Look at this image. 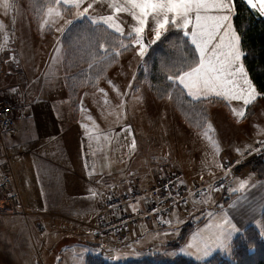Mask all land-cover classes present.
<instances>
[{"label": "rangeland", "instance_id": "374dc122", "mask_svg": "<svg viewBox=\"0 0 264 264\" xmlns=\"http://www.w3.org/2000/svg\"><path fill=\"white\" fill-rule=\"evenodd\" d=\"M113 5L130 6V0H93V6H97L102 12H104L107 6ZM0 6H10L13 11H11L13 16L0 18V96L13 106L17 116V122L14 128L16 131L10 136H8L9 133L5 135L4 145L9 156L14 179L18 178L19 171L21 170H24V176L26 175L22 183L23 187L18 185L17 188L14 184L21 195L24 210L26 211L25 214L0 213V264H86V259L89 254L101 255L106 260L115 264L157 255L160 256L161 260H170L178 255H185L196 261H204L215 252L230 257L232 255L233 241H230L227 248L218 247L213 249L211 254L206 258H203L202 252L196 248L190 247L188 243L176 247L172 246L178 241L183 228L190 222L197 224L188 235V240L191 239L192 233L204 229L205 223L199 225L198 223L205 219L207 221L210 218L208 213H214L212 211L213 207H216L218 210L224 208L228 199H233L236 195L245 193L249 186L255 185L260 180L253 170L255 166L253 158H259L264 154V144L261 143V141L264 140L258 139L253 141L251 138L249 144L251 142L253 143V150H248L250 147L249 144L245 149L244 146H240V154H237L235 158H227V156H229V151L225 145L227 143L226 136L228 135V132L225 131V108L219 107L218 110H220V113H218V115L216 113L213 114V110L217 104L211 105L209 119L206 121L205 127L200 129L204 130L209 122H211L207 130H209L208 132H212V134H208L202 139V146L206 147V149L199 153L194 163L198 165V167H213L211 165L215 166L224 161L221 174L209 182L198 185H187L183 181L181 170L177 164L169 163L168 161L165 164L159 163V167L157 166L155 175L156 180H160V177H165L168 174H175L178 177L179 187L184 186L187 187L188 190H192L197 186L201 187L208 185L206 189H204L205 191H202L199 198H189L186 202L184 201V203H178L175 210L170 214L177 215H175L171 224L166 223L168 225L167 229L163 231L155 229V232L151 233L147 231V235H145L141 241H137L138 238L133 240L132 237L129 236L123 241L124 243L121 246L114 243L109 245L108 242L112 237L123 235L129 229L131 230L147 224L140 222L138 219V221L133 222V225L129 226V229L125 230L126 227L123 228L124 231L122 230L123 232L120 234L108 236L102 241L94 237L96 232H102L101 226L106 220L104 216L101 215L103 208L102 204L107 198H111L113 194H120L123 192L130 193L151 188H146L142 183H139V177H137L136 174L129 173V175L126 176L128 181H124L127 187L124 186V183L119 189L117 188V190L110 192L97 204L96 216L93 220L96 225L88 226V224H85V227L82 229L86 233L90 232V234L75 235L69 232L72 228L71 226L77 227V223L73 222L74 220H72L70 216H67V213H64L65 205L69 204H62L57 201L46 204L36 202V200L41 197L40 187L42 186H40V181L38 180V173L36 171L37 165L34 163L35 158L28 155V152L30 149H33L31 141L34 138V132L37 130H35L30 116L28 118L26 114H28L30 108L34 107L33 105L36 97L39 98L40 96L37 93L39 91L36 89L37 86L29 81L28 74H37V67H35L36 65L34 62L39 61L38 58L41 59V69L43 68L44 71H49L50 66L51 69L55 70V66L57 62H59L58 64L63 66L65 83L66 77L76 72L70 70L66 72L64 68L65 56L62 59L56 57L57 60H55V55L51 53V48L57 43L58 36L63 35L68 29V27L65 29L66 23H64V21L73 20L74 10L72 8V12H67L59 6H48L44 10L38 24L35 25L27 0H0ZM50 8L54 9V14L51 15V13H48L44 16L45 11ZM58 8L63 11L64 19L59 17L62 15ZM22 10L26 11L27 15L30 17L33 26L32 29H35L34 34L41 42H38L37 45L43 47L42 54L39 57L32 52H28V50L26 54L29 56L24 54L26 45L22 43V41L26 33L21 30V25L19 24V15L23 12ZM42 19L43 25L41 29H39ZM169 25H171V23ZM139 26L140 24H138V26L129 27L130 31L134 33L132 34L133 36L126 37L129 38V40L124 42L119 41L121 43H118V41L113 38L106 44H103V47H101L103 52L112 51L108 58L109 61L107 60L108 62L106 61L103 65L97 67L99 74L96 76L97 78L94 83L95 87H93L94 84L86 85V80L81 82V86L83 87L78 94V108L75 110V108L71 107L75 116L82 113L81 115L85 117V119H87V116L90 114L95 115V117L103 116L105 111L110 110L109 106L111 105L113 106L111 111L115 109L117 111L114 115L119 116L123 109V122L118 123L116 125L117 128L127 125L128 131L135 133L138 146L140 143L144 145V147H150L148 145H150V142L153 140V133H156L157 129L162 127L161 125L164 126L162 123L157 124L156 118H158V116L163 117L166 124L170 122L172 125V120L176 121L177 124L183 121L191 130H200L191 127L184 119L179 110L175 107L171 95H161L160 98L157 95V91L153 90L151 82L153 65H150L151 63H143V60L148 52L149 46L152 45L151 40L155 38V31L153 30L150 32L147 26L143 33L137 34L135 28ZM163 34L164 33H162V35ZM137 35L148 45L143 56H141L138 51L140 45L133 43ZM61 44L63 46L62 39ZM19 46L23 51L21 55L19 53ZM53 54L56 53L54 52ZM140 66H142V74L139 73ZM23 67H25L24 69L27 70L28 74L23 70ZM44 71L41 72V70H39L38 72L39 75L44 76L42 79L45 78L43 74ZM39 75L37 74L38 78L40 77ZM53 81L56 82L55 77H53ZM174 83L177 84L175 81ZM179 86L185 91L181 85ZM13 88L18 89V92L11 91ZM34 89H36V93ZM185 93L187 94L186 91ZM67 96L69 99L68 91ZM259 98L260 101L257 102ZM259 98L253 103V108L257 111L259 107H261L260 109L262 111L259 118L264 120L262 118L264 117V96H260ZM118 99L125 100L127 106L122 107V109L120 107H115L116 105L113 104ZM87 104L90 106H87ZM124 112H126V119L124 117ZM247 115L249 119L242 123L241 128H239L243 132H249L251 122L255 124L257 121V116L255 119H251L254 117L253 111L250 113L247 112ZM98 120L99 119L96 121V127L97 129H101L103 128V122L99 123ZM125 120L126 124L124 123ZM154 123H156L155 128ZM256 125L261 133H264V122L257 123ZM93 128L94 129L89 130V132L94 133L96 136L101 135L105 142V137L109 132L102 133L96 130L95 127ZM200 141L201 139L198 138L197 144H200ZM242 151L246 158L244 156H238L243 154ZM251 151L255 153L252 154ZM180 160L183 162V154L180 156ZM204 162L207 163L205 164ZM220 178L224 179V181L216 185V181ZM41 189L46 190L49 189V187L43 185ZM21 190H24V194ZM51 198H55V196H51ZM139 203L141 202L124 205L121 210V215L126 214L128 217H139V213L143 211V209H139ZM191 204L193 207H191ZM26 205L29 206L28 210L25 207ZM43 205H45L46 210H38L35 212L38 213L37 215L32 213L35 211L32 209L39 208ZM73 205L75 207L79 205L77 207L87 208L86 204ZM182 209L183 213H179ZM116 217L118 218V216H115V219ZM83 222L87 223L88 219L83 220ZM252 225L259 227L260 220L254 222ZM64 226L69 230L66 231ZM155 227L157 226L155 225ZM162 237H165L166 241L160 240ZM169 243L172 245H167Z\"/></svg>", "mask_w": 264, "mask_h": 264}, {"label": "crops", "instance_id": "0c3cea01", "mask_svg": "<svg viewBox=\"0 0 264 264\" xmlns=\"http://www.w3.org/2000/svg\"><path fill=\"white\" fill-rule=\"evenodd\" d=\"M61 3L63 4V0H61ZM65 6L71 7L70 5ZM71 8L74 10L73 20L83 19L77 15V12L82 9H77L75 7ZM124 9L128 10L125 11ZM11 11L12 9L10 6H0V18L13 16V11ZM22 11L23 12L19 15V24L21 25V30L26 33L22 41V43L26 45V49L24 48V54L27 55L26 53L28 50V52H32L39 57L42 54L43 47L37 45L38 42H41L34 34L35 29H32L33 26L31 19L27 15L26 11ZM47 11H49V9L45 11L44 16L50 13ZM60 11L62 16L59 17L64 19L63 11L61 9ZM138 11L139 9H132L130 6L124 5L121 6V11L119 12H117L113 6H107L104 9V12H102L97 8V6H93V8L89 10L88 15L92 17L90 20L91 23L103 25L120 36L129 37L134 34L130 31L129 27L138 26V24H140V21L137 20L134 15V12ZM253 11L258 15L264 16V14L259 13L258 9ZM56 13L58 14V12ZM52 14H54V12H51V15ZM210 14H215V10H210ZM101 17H112V22L110 23L106 19H101ZM42 23L43 19L39 25V29H41L43 25ZM64 23H66V21H64ZM113 23L119 25V27L123 30L118 31L117 28L112 26ZM69 26L70 24L66 23L65 29ZM147 26L149 27L148 29L150 32L155 30L156 27L155 14L152 13L151 10H149L144 28ZM233 29L239 36L234 25V18ZM61 36L62 35L58 36L57 43H55L54 47L51 48V53L52 55H55V60H57L56 57L58 59H62L65 56V50L61 44ZM54 52L56 54H53ZM19 53L20 55L21 53L23 54L20 46ZM38 59L39 61L34 63L36 65L35 67H37V74L39 75V70L43 72L44 69H41V59ZM242 62L244 63L243 58ZM58 63L59 62H57L55 66V70L51 69L50 66L49 71H44V79H42L44 76L41 75H39V78L37 77V74L29 75L27 70L24 69L25 67H23V70L26 74H28L29 81L33 85L37 86L36 89L39 90L37 93L40 96L39 98L36 97L34 100V107L30 108V111L26 114L28 115V118L30 116L35 130H37L34 132V138L31 141L33 149L29 150L28 155L35 158L34 163L37 165L36 171L38 173L40 186L43 187V185H45L49 187V189L46 190H43L41 189L42 187H40L41 197H39L36 202L46 204L57 201L62 204H69L65 205L64 213H67L66 215L70 216L72 220H74L73 222L77 223V227L75 228L74 226H71L72 228L69 230L65 227V225L64 227L66 231L69 230V232L75 235L90 234V232L86 233L82 229L85 227V224H88V226L96 225L93 220L96 216L97 204L110 192L117 190V188L119 189L125 182H127L128 178L126 176H128L129 173L136 174L137 177H139V183H142V185L146 188L152 187L155 183V175L157 166L159 167V163L165 164L168 161L169 163L171 162L177 164L181 170L183 181L187 185H198L209 182L221 174L224 161L215 166L211 165L213 167H198V165L194 163V160L198 157L199 153L206 149V147L202 146V139L206 135L212 134V132H208L209 130H207L209 129L211 122H209L208 126L204 130L194 131L191 130V128L183 121L177 124L176 121L172 120L171 125L170 122L166 124L164 118L158 116V118H156L158 122L157 124L162 123L164 126L161 125L162 127H159L160 129L158 128L156 133H153V140L150 142V145H148L150 147H144V145H141L140 143L138 146L135 133L129 132L127 125L121 128H117L116 126L118 123L123 122L122 107L127 106L125 100L118 99L113 104L116 105L115 107H120L122 109L119 116L114 115L115 112H117L116 109L111 111L113 108L112 105V107L109 106L110 110L105 111L103 116L95 117V115L90 114L87 116V119L81 115L82 113L75 116L67 96L63 66H60ZM246 72L248 73L247 68ZM53 77H55L56 82L53 81ZM248 78L252 81L249 73ZM36 89H34L35 93ZM185 91L187 92L186 89ZM188 96L194 101L210 98L221 100V102L214 108L213 114L216 113L218 115V113H220V110H218L219 107L225 108V131L228 132V135L226 136L227 143L225 145L229 151V156H227V158H235L237 154H240V146H244L245 149L250 145L248 150H253V143L251 142L249 144V140L251 138L253 141L258 139L264 140V133H261L256 125L257 123L264 122V120L259 118L262 111L260 109L261 107H259V109L254 113V117L251 118L255 119L257 116V121L255 124L254 122H251L249 132H243L239 129L241 128V124L249 119L247 115L248 109L260 97V95H257L247 105H245L243 101L235 99L234 97L217 95L216 93H211L207 97H196L189 94ZM87 106L90 105L87 104ZM238 111H243V115L237 116L236 113ZM124 117L126 119V112H124ZM262 118L264 119V117ZM97 119H99V123L103 122V128L97 129ZM124 123L126 124V120ZM155 124L156 123H154V128ZM93 127L102 133L109 132V134L105 137V142L103 141L101 135L96 136L94 133L89 132V130L94 129ZM226 127L228 131L226 130ZM15 131L16 130L14 129L9 132L8 136L14 134ZM198 138L201 139L200 144H197ZM254 153L255 152L253 151L252 154ZM182 154L183 162L180 160V156ZM244 155L245 154L243 152L242 155L238 156ZM244 157L246 158V156ZM204 163L206 164L207 162ZM24 174L25 171L21 170L19 171L18 178L14 179L15 186L17 188L18 185L23 187L22 183L26 177ZM125 185L127 184L125 183L124 186ZM22 193L24 194V190ZM51 196H55V198H51ZM73 204H86L87 208L77 207L79 205L75 207ZM25 207L27 210L29 209L28 205ZM191 207H193L192 204ZM140 208L144 210L145 207L143 203H139V209ZM229 208H232L229 215L231 216L237 229L231 237L230 241H233L236 235L244 231L248 226L254 224V222L260 220L264 211V179H260L255 185L253 184L249 186L245 193L236 195L233 199H228L223 209L227 210ZM32 210H35L32 212L35 213L38 210L42 211L46 209L45 205H43ZM212 211L215 214H218V209L216 207H213ZM179 213H183V209L180 210ZM37 214L38 213H35V215ZM173 215L174 214L161 220L160 225L155 223L152 225L145 224L144 226H138L131 230L129 229L123 235L112 237L108 243L109 245L114 243L121 246L124 243L123 241L129 236H131L133 240L138 238L137 241H141L143 237L147 235V231L151 233L155 232V229L160 231L167 229V221H173L175 215L177 214ZM85 219H88L87 223L83 222ZM209 220L210 218L207 221L206 219L204 221H200L198 225L204 223L206 224ZM155 225L157 227H155ZM193 229L188 233V235L193 231ZM207 234L208 233H204V235ZM188 235L183 244L187 243L189 239ZM160 240L166 241L165 237H162ZM170 244L171 243L167 245ZM172 246L176 247L181 245H176V243H174Z\"/></svg>", "mask_w": 264, "mask_h": 264}, {"label": "trees", "instance_id": "16d2710c", "mask_svg": "<svg viewBox=\"0 0 264 264\" xmlns=\"http://www.w3.org/2000/svg\"><path fill=\"white\" fill-rule=\"evenodd\" d=\"M33 22L38 24L39 20L48 6H59L64 11L72 12V8L65 7L62 3L57 5V0H27ZM236 14L234 25L240 36L241 49L245 54L243 61L254 85L258 90L264 91V16L258 15L244 0H233ZM179 30L174 26H168V32L161 36V40L149 46L143 63H151V82L153 90L157 95H171L175 107L179 110L184 119L196 130L203 129L209 119L211 105H216L221 100L212 98L194 101L187 96L185 91L174 81L168 79L173 72L166 71L173 65L179 67L181 57H186L191 45L190 40L185 42L182 33L177 37L174 35ZM100 44H106L113 38L118 43L129 40L121 37L103 25L93 24L84 19L74 21L62 35V43L65 48L64 68L66 72L76 71L66 77L67 91L71 106L78 108V94L83 86L94 84L99 70L97 67L103 65L112 51L103 52L97 46V37ZM168 38H171L168 40ZM121 41V42H119ZM107 61V62H108ZM145 66V65H144ZM142 66L139 73L142 74ZM83 69V70H82ZM82 71V72H81ZM98 72V73H97ZM95 87V84L93 85ZM260 101V98L257 102ZM254 104L248 112H256ZM254 172L260 179H264V154L259 158H253ZM197 223H189L185 226L176 242L182 245L188 233ZM248 245V247H245ZM86 264H115L106 260L101 255L89 254ZM118 264H264V211L261 215L260 225L248 226L242 233L236 235L233 240L232 255L226 257L215 253L204 261H196L189 257L179 255L174 259L161 260L160 256H148L142 259L129 260Z\"/></svg>", "mask_w": 264, "mask_h": 264}, {"label": "snow or ice", "instance_id": "6c2138e0", "mask_svg": "<svg viewBox=\"0 0 264 264\" xmlns=\"http://www.w3.org/2000/svg\"><path fill=\"white\" fill-rule=\"evenodd\" d=\"M245 2L250 10L258 9L259 13L264 14V0ZM60 3L61 0H57V5ZM63 4L82 9L77 15L84 18V21L92 19L88 13L93 8V0H63ZM113 7L117 12L121 11V6ZM130 7L139 9L134 12L136 19L140 21V26L135 28L137 34L145 31L144 25L149 10L155 14V38L151 40V44L161 40L162 33L168 32L170 23L179 30L174 35L179 37L182 33L186 43L190 40L194 47L189 48L186 57H181L179 67L173 65L166 69L173 72L168 79L182 85L189 95L207 97L216 93L234 97L245 105L257 95L264 96V91L258 90L248 78L245 64L242 62L245 54L240 47V38L233 29V18L236 14L233 0H130ZM210 10H215V14H210ZM53 11L54 9H49L50 13ZM101 19L112 22V17ZM74 21L77 20H69L66 23L73 24ZM112 26L118 31L123 30L114 23ZM96 39L97 46L103 47V44L99 43L102 37L98 36ZM133 43L140 45L138 51L143 56L148 47L147 43L139 35ZM11 91L18 92V89L13 88ZM236 114L242 116L243 111ZM261 143L264 144V141ZM231 209L220 208L218 214L208 213L210 220L204 229L192 233L187 243L202 252L203 258L209 256L217 247L229 246L233 233L237 231L229 215ZM167 223L171 224L172 221Z\"/></svg>", "mask_w": 264, "mask_h": 264}, {"label": "built area", "instance_id": "2783aa9c", "mask_svg": "<svg viewBox=\"0 0 264 264\" xmlns=\"http://www.w3.org/2000/svg\"><path fill=\"white\" fill-rule=\"evenodd\" d=\"M17 116L13 106L0 96V213L1 214H25L24 204L21 195L15 188V180L4 137L14 130ZM224 178V177H222ZM218 179L216 185L224 179ZM221 181V182H220ZM178 177L175 174H168L156 180L154 186L148 190H138L130 193L123 192L113 194L102 204L101 215L106 219L101 226L102 232H96L94 237L102 241L104 238L122 233L123 228L129 229L133 222L139 221L147 224H161L163 218L168 217L175 210L178 203L186 202L189 198H199L206 186H197L192 190L187 187L178 186ZM141 202L144 210L139 217H128L121 215L124 205ZM149 204V205H147ZM147 206V207H146ZM118 214V215H117ZM115 216H118V218ZM123 230V231H122ZM106 231V232H105ZM119 231V232H117Z\"/></svg>", "mask_w": 264, "mask_h": 264}]
</instances>
